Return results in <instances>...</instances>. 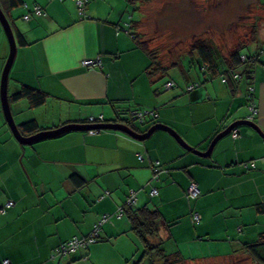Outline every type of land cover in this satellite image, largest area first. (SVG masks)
Here are the masks:
<instances>
[{
  "label": "crops",
  "instance_id": "obj_1",
  "mask_svg": "<svg viewBox=\"0 0 264 264\" xmlns=\"http://www.w3.org/2000/svg\"><path fill=\"white\" fill-rule=\"evenodd\" d=\"M21 1L24 4L18 6H12L9 0L0 2L15 34L19 32L28 42L26 46L18 45L17 62L13 66L15 74L10 78L9 89L12 86L14 95L23 85L30 86L47 93L49 98L44 106L35 109L26 100L24 108L22 101L15 103L18 114L29 111L30 118H21L19 125L36 120L42 128L50 130L70 123H86L80 120L88 113V120L102 118L104 122H113L119 120L118 111L121 118H126L130 113L146 109L158 117V121L155 119L150 125L162 123L173 127L190 145L206 152L207 137L210 143L232 123L248 120L252 117L250 106L255 105L258 114L252 118L264 132V51H261L264 50V0H244L248 6H243V10L255 9L251 18L254 23H260L255 42L245 45L247 48L256 45L251 52L261 51L262 57L252 84L253 101H248L245 91L241 92L244 83L229 86L221 80L220 86L205 84V90L190 92L189 109L186 108L188 111L182 118L169 110L168 105L179 98L178 95L166 101L163 97L157 98L161 91H154L153 85L166 76L154 71L153 60L131 36L133 31L142 37L140 24L146 18L144 6L141 7L142 21H135V11L144 0H87L83 15L75 0ZM218 2L221 4V0ZM226 2L228 0H224ZM36 6L43 9V14L31 13L30 20H25L28 9ZM15 15L21 17V22H17ZM6 39L0 24V82L9 54ZM211 45L218 54L225 55L213 43ZM228 49L230 51L231 47ZM97 59L100 66L83 65L86 60ZM174 65L180 72L184 71L181 63ZM164 68L170 71L173 67ZM184 91L187 93V89ZM203 101H213L212 115H206L203 107L197 106ZM217 102L229 104L228 111L220 117ZM64 105L87 106V109L78 113L70 108L69 113L63 114ZM245 106L249 107L246 115L240 109ZM150 125L137 126V130L143 134ZM205 128L210 131L208 136L204 134ZM239 128H236L239 130L237 139L231 133L230 146H220L219 142L210 156L220 170L162 132L154 133L144 142L115 131L94 135L73 132L23 146L2 119L0 108V210L9 201L15 203L5 214L0 213V264L5 261L9 264H124L119 248H129L133 234L129 221L117 214L132 194L137 207L148 206L160 212L165 207H178L182 202L184 208L180 217H191L197 211L201 216L199 227L191 232L209 237L216 232L209 231V221L206 226L202 223L213 219L214 211L224 207L218 201L215 203L224 196L229 201L227 209L236 213L232 215L233 229L222 231L220 236L241 233L243 244L256 241L257 234L264 230V211L258 210L264 205V139L253 128ZM216 149L219 150L214 156ZM156 162L160 163L157 175L152 170ZM252 165L255 166L252 168ZM74 175H79L83 182L77 183ZM192 182L198 184L201 196L190 202L186 199ZM153 189L158 190L157 195H152ZM164 213L161 212L159 234L161 239L171 241L175 231L167 226L168 215ZM104 216L111 219L104 225L103 241L89 249V261L74 263L70 259H52L61 244L75 236H86ZM243 252H240L242 256L233 252L220 258L224 262L242 258L249 261V256ZM131 261L136 264L134 259L127 263Z\"/></svg>",
  "mask_w": 264,
  "mask_h": 264
},
{
  "label": "rangeland",
  "instance_id": "obj_2",
  "mask_svg": "<svg viewBox=\"0 0 264 264\" xmlns=\"http://www.w3.org/2000/svg\"><path fill=\"white\" fill-rule=\"evenodd\" d=\"M1 1L2 0H0V2ZM218 1L219 0H145L143 13L145 14L146 18L140 24V33L142 34L141 38L143 41H146L150 49H152V51L158 55V60L160 61L161 66L173 67L172 69H170L169 75L167 77H164L163 79L156 82L155 85H153V89L154 91H156L157 89L161 91L160 97L157 96V98L160 99L163 97L164 101H166L167 99L174 98L176 97V95H178L179 98L172 100L170 103H168V105L170 104L169 110L174 111L175 115L179 118H182L184 113L185 114L187 113L188 110H186V108L189 109L190 94L184 91L187 88V86L193 84V85H197L198 87L197 91L205 90L204 89L205 84L204 85L201 84L205 81L204 76L202 75L201 71L198 68H196V65H194L195 62L190 58V56H188L190 51L192 50V46L194 45V43L198 39H206V40L208 39L210 42L214 44L215 47L221 49L223 54H225L224 56H227L229 53L228 48L229 47L234 48L237 42H242L243 38H248L251 31L250 27L253 26L251 24H253L254 22L251 17L255 15L254 14L255 9H252L251 7L243 10V6L245 8H247L248 6V4H244V0H228V2L226 3H224V0H221V4H219ZM143 13L142 10L135 11L136 14L135 21H142ZM246 15H249L250 17L247 18ZM14 17L18 23L21 22L22 19H20L21 18L20 16L15 15ZM4 37L6 38L5 33H4ZM255 48L256 45H252L249 48L244 49L243 53H245L246 55L247 54L250 55V52ZM18 53H19V47H18ZM16 62L17 61H15V63ZM5 63L6 60L4 61V65ZM15 63H14V67H15ZM180 63L182 65V68L184 69V71L181 72L177 68H174V64H180ZM14 67L11 70L10 78H14V74H15L13 71ZM243 68L241 67V70ZM167 81L174 83L173 89L167 88L166 85ZM213 83H217V85L220 86L221 80L220 79L213 80L206 84L213 86ZM245 89H246L245 85L242 84L241 92L244 91L246 92ZM12 92L13 91L11 86L9 89V93L11 94ZM22 102H23L21 104L22 108L26 107V101H22ZM218 104L219 102H217V106H218L217 111L219 115L218 117H220L222 114H225L228 111L229 104H225L223 102L220 103L219 105ZM210 105L213 107V101L211 102L203 101L200 102V104H197V106L203 107V110L206 111V115L208 116L212 115V110L210 108ZM197 106H194V110H196ZM11 107L17 124L22 123L20 122L21 118L24 119L30 118L28 113L29 111H26L21 115L18 114L19 109L16 104H12ZM0 108L2 111V119L4 120V122H6L3 114L1 99H0ZM70 108L72 109L73 112L77 111L79 113V112H85L87 106L78 107L75 105H71V106L64 105L63 114L69 113ZM248 108H249L248 106H245L244 108H240V109L243 112H245L246 115V113L248 112ZM150 111L151 110L143 109L141 112L149 113ZM51 115H53L52 111L50 113V116ZM89 115H90L89 113L84 114L82 116L83 120L80 121L88 120ZM157 121L158 119L156 120V122ZM153 122H155V119L148 120V122L144 126L134 124V127L136 128L137 126H140L142 128H146ZM209 122H212V120ZM248 128L249 127L241 126L239 129H248ZM173 129L177 132L175 128ZM157 132L165 133L163 131H157ZM207 133H210V131L208 128H205L204 134ZM208 135L209 134H207V136ZM208 139L209 137H207V144H208V146L206 145L207 150L211 143V142L208 143ZM230 142H231V134L220 141L221 144L220 146H224L225 144L230 146ZM187 144L190 145L188 142ZM190 146L194 148L192 145ZM194 149L197 150L196 148ZM217 150L219 149H216L214 156L217 155L218 152ZM190 153L196 155L192 152ZM200 159L202 161L209 162V164L212 163L209 166L219 168L218 165L213 164L214 160L212 157L209 158L200 157ZM223 167H225V164L223 165ZM219 169L221 170V168ZM154 180L157 181V179ZM152 188L153 187H151V189ZM186 200L188 201V199ZM217 201L220 205H224V207H221L217 211H214V213L212 214L214 216L213 219L205 220V222L202 223V225L206 226V223L209 221L207 226L209 231L212 232L210 230L212 229L216 232L211 237L204 235L202 236L197 233L195 234L191 232L194 231L195 228H198L200 224L194 225L191 219H189L191 218L190 215H186L185 217L179 216L180 212L184 208L182 202L178 204V207L173 206L169 208L165 207L164 209H162L161 210L162 214L165 215L164 212H166V214L168 215L166 219V221L168 222L167 226H169L170 229H173V231H175V238L171 241H165V244L163 246L165 253L167 255H172L175 252H179V254L184 259L187 260L186 262L179 264H257L254 261H252L253 262L252 263L251 258L249 261L247 258L231 260L229 262H224L223 260H221L220 258L221 256L223 257L226 254L229 255L233 252H236L235 255H237L238 253L239 256H242L241 253L243 252L242 245L244 239L242 238L241 233L232 234V235L227 234L228 237L225 236L224 238L220 236V233L222 231H227V230L230 231L233 229L234 220L232 215L236 212L227 209L228 207L227 205H229V201H227L224 196H220L215 201V203ZM225 201L227 202L225 203ZM185 203L188 205L186 201ZM262 206L264 205L262 204ZM174 209H176L177 212L173 211L175 215L172 216L173 215L172 210ZM196 213L199 212L197 211ZM249 221H251V218L249 219ZM178 228L180 231H178ZM201 228L203 229L204 226ZM128 245L129 248H119V252L121 254L120 258L124 261V264L127 263V260H133V259L137 263L138 261L141 260L144 251L141 242L135 235H132V241ZM129 263L133 264L132 261L128 262L127 264ZM143 264H149V263L148 261H144Z\"/></svg>",
  "mask_w": 264,
  "mask_h": 264
},
{
  "label": "trees",
  "instance_id": "obj_3",
  "mask_svg": "<svg viewBox=\"0 0 264 264\" xmlns=\"http://www.w3.org/2000/svg\"><path fill=\"white\" fill-rule=\"evenodd\" d=\"M140 1V0H137ZM12 6H18L20 4H24L21 0H9ZM88 3V1H87ZM143 4V5H142ZM87 6V4H86ZM145 6V0L140 4L139 8L136 10H141V7ZM33 13V10L28 9V14ZM251 31L247 39L242 40V42H237L234 48H231L227 56L218 54L217 50L211 45L212 43L206 39H198L194 45L192 46V50L189 55L190 58L195 62L196 68H198L202 75L204 76L205 81L201 83L202 85L211 82L213 80H224L229 86H235L236 84L244 83L246 95L248 101H253V92H251L252 84L255 78L256 67L259 63H261L260 52L264 51L261 49L260 52H250V55H246L243 53L246 44H251L255 42L257 38V34L260 30V23H254L252 27H250ZM131 33V32H130ZM18 45L26 46L28 42L25 40L22 34L17 32L16 34ZM131 36L140 43V48L153 60V66L155 72L164 73L167 77L169 74V69L161 66L158 55L150 49L148 43L143 41L139 34L136 32L131 33ZM142 41V42H141ZM186 57V56H185ZM245 57V60L242 58ZM198 66V67H197ZM176 65H174V68ZM241 67H245L241 70ZM238 74L239 78L234 79V75ZM208 78V79H207ZM168 83V82H167ZM200 84V86H201ZM235 84V85H234ZM189 87H193L192 90H189ZM197 85H188L187 93L193 92L197 90ZM49 95L42 90L32 88L30 86L23 85L19 92L14 95H9L11 106L12 104L18 103L20 101H27L32 109L44 106L48 101ZM119 116V120H115V123H124L128 126L135 129L137 132V127H134V124H139V122H135L131 119V116L126 118H121V112H117ZM123 116V114H122ZM148 116L140 125H145L148 120L157 119L156 114ZM96 122H104L105 120L95 119ZM84 122V121H81ZM86 123H90L91 121L85 120ZM109 122V121H108ZM137 126V125H136ZM152 125H150L151 127ZM19 130L23 136H32L40 131L45 130L42 128L40 124L36 120H31L25 122L21 125H18ZM149 127V128H150ZM253 168V167H252ZM73 179L76 182H83L82 178L79 175H74ZM190 202L195 200H190ZM119 211L122 212V217H125L129 221L130 231L133 235H135L141 245L143 247V256L140 261L136 264H143L144 261H148L149 264H179L186 262L179 252H175L172 255H167L163 249L165 244V240L160 237V229L159 225L162 222V214L156 208H151L148 206L137 207V206H128L125 204L122 206ZM258 210L264 211V206L258 207ZM119 213V212H118ZM194 214L192 213L191 221L194 225L200 224L194 222ZM102 222L99 219L93 226V229L89 234L82 237H73L72 239L61 244L57 249H55L52 259L61 258V259H70L74 263L78 261H89L88 251L89 249L100 243L101 235L104 230V225L109 221ZM102 222V223H101ZM93 235L94 238L92 237ZM74 239H78L80 241H85V245L78 248L75 252H66L69 250L68 244ZM243 251L247 253L249 258L257 264H264V231L257 234V239L254 242L244 243ZM81 252H85L86 254L83 256ZM82 255V256H81Z\"/></svg>",
  "mask_w": 264,
  "mask_h": 264
},
{
  "label": "water",
  "instance_id": "obj_4",
  "mask_svg": "<svg viewBox=\"0 0 264 264\" xmlns=\"http://www.w3.org/2000/svg\"><path fill=\"white\" fill-rule=\"evenodd\" d=\"M0 24L4 30V33L6 35L9 44V55L1 75L0 99H1L3 114L6 123L9 129L11 130L14 138L18 141V143H20L23 146H32L47 140L60 138L66 134L73 132L89 133L91 131H95L98 133H101L102 131L121 132L128 135L129 137H131L136 141L144 142L150 139L157 131H163L165 133H168L170 136H172L183 149L189 152H193L194 154L200 157H210L217 144L222 139L229 136L233 130L241 126H247L253 128L264 139V132L257 124L254 123V121H250V120H238L232 123L226 130L219 133L211 141L210 146L206 152H200L198 150H195L194 148H192L190 145L187 144V142L182 138L181 135H179L178 132H176L173 128L162 123L154 124L149 128L147 132L143 134L137 132L135 129L124 123L97 122V123H81V124L70 123L56 129L40 131L32 136H28V137L23 136L19 130L18 124L15 121L9 99L10 73L18 55V42L12 24L9 18L7 17V15L5 14V12L3 11L1 5H0ZM131 114L132 113H130V116Z\"/></svg>",
  "mask_w": 264,
  "mask_h": 264
},
{
  "label": "built area",
  "instance_id": "obj_5",
  "mask_svg": "<svg viewBox=\"0 0 264 264\" xmlns=\"http://www.w3.org/2000/svg\"><path fill=\"white\" fill-rule=\"evenodd\" d=\"M75 2H76L77 6L79 8L80 14L83 15L84 10L86 8L87 0H75ZM33 13L35 15L40 16V15L43 14V9L40 6H36L33 9ZM24 19L25 20H30V15H26L24 17ZM242 59L245 60V57H243ZM100 63L101 62H100L99 59H97V60H86V61L83 62V65L85 67L92 68V67L100 66ZM236 78H239V75L238 74H235L234 75V79H236ZM173 86H174V83L173 82H168L167 83V88L168 89L173 88ZM192 89H193V87H190L189 88V90H192ZM250 91L251 92H254V89L251 88ZM250 112L252 114V117L255 116L256 114H258V109L256 108L255 105L250 106ZM151 115H154V112H151V111L149 113L134 112V113L131 114V119H133L135 122L137 121L139 123H142L146 118H148V116H151ZM252 117H250L248 120L253 121V118ZM90 121L93 123V122H95V119L92 118ZM89 133L92 134V135H94L97 132L91 131ZM232 137L234 139H237L239 137V130L238 129L233 130ZM139 158H140V160H143L142 155H139ZM254 166L255 165H252V167H254ZM246 167H247V165H246ZM152 170H153L154 174L157 175L159 173V171H160V163L159 162L154 163L153 166H152ZM157 194H158V190L157 189H153L152 190V195H157ZM200 196H201V191H200V189L198 187V184L196 182H192L189 185V188L187 190V198L190 199V200H197ZM126 204L128 206H136V201H135V195L134 194H132L130 196V198L128 199V201L126 202ZM14 205H15V203L13 201H9L5 205V207L0 210V213L5 214L7 212V210L8 209H11ZM117 215H118L119 218H121L122 212L119 211V213ZM193 217H194V222L196 224L200 222L201 216L198 213H195ZM107 219H108V217L107 216H104L102 218V222L107 221ZM94 236L95 235H93L92 237L94 238ZM85 243H86V240L85 241L84 240L83 241H80L78 239H74L73 241H71L68 244L69 250L66 251V252H75L81 246L83 247L85 245ZM3 264H9V262L8 261H5V262H3Z\"/></svg>",
  "mask_w": 264,
  "mask_h": 264
},
{
  "label": "clouds",
  "instance_id": "obj_6",
  "mask_svg": "<svg viewBox=\"0 0 264 264\" xmlns=\"http://www.w3.org/2000/svg\"><path fill=\"white\" fill-rule=\"evenodd\" d=\"M90 123H92V122H90ZM93 123H97V122L95 121V122H93Z\"/></svg>",
  "mask_w": 264,
  "mask_h": 264
}]
</instances>
